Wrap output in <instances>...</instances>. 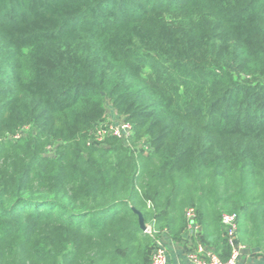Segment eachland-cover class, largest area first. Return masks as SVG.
I'll return each mask as SVG.
<instances>
[{
	"label": "trees",
	"instance_id": "trees-1",
	"mask_svg": "<svg viewBox=\"0 0 264 264\" xmlns=\"http://www.w3.org/2000/svg\"><path fill=\"white\" fill-rule=\"evenodd\" d=\"M107 104L128 146L88 144ZM187 208L264 254V0H0V264H148L133 210Z\"/></svg>",
	"mask_w": 264,
	"mask_h": 264
},
{
	"label": "built area",
	"instance_id": "built-area-1",
	"mask_svg": "<svg viewBox=\"0 0 264 264\" xmlns=\"http://www.w3.org/2000/svg\"><path fill=\"white\" fill-rule=\"evenodd\" d=\"M95 129H98L100 136L104 134L107 135L106 137L108 138H116L125 146L129 145V140L132 136L130 124L120 117L116 119L115 123L103 122L102 124L96 126ZM94 134L95 133L93 132L92 136H94ZM18 137L19 135H16V138ZM91 143L93 142L90 140L88 144ZM133 150L141 152L143 155H148L150 147L144 141H139L136 143ZM184 218L187 223L186 231L188 234L192 236L198 235L200 232V226L196 222V212L194 208L185 209ZM220 227L223 232L226 245L229 249V257L227 260H222L215 253L213 248L202 244L195 251L186 255L187 264H238L243 253L248 249V247L239 239L237 215L228 213L222 214L220 218ZM144 232L152 236L154 240L148 264H168V256L161 236L154 238V232L151 231L150 228H147Z\"/></svg>",
	"mask_w": 264,
	"mask_h": 264
},
{
	"label": "crops",
	"instance_id": "crops-1",
	"mask_svg": "<svg viewBox=\"0 0 264 264\" xmlns=\"http://www.w3.org/2000/svg\"><path fill=\"white\" fill-rule=\"evenodd\" d=\"M118 117L111 106L107 104L105 122L115 123ZM161 238L167 252L168 264H187L186 255L203 244L199 235L192 236L186 229L182 232L179 241H174L165 234H162ZM238 264H264V254L259 249L248 247Z\"/></svg>",
	"mask_w": 264,
	"mask_h": 264
},
{
	"label": "rangeland",
	"instance_id": "rangeland-1",
	"mask_svg": "<svg viewBox=\"0 0 264 264\" xmlns=\"http://www.w3.org/2000/svg\"><path fill=\"white\" fill-rule=\"evenodd\" d=\"M31 132V129L30 128H27V129H25L24 131H23V136H27L29 133ZM95 134H94V136H92V138H91V141L93 142V143H96L97 145H99V146H103L104 145V142H105V140L108 138V137H106L107 135H104V134H102L101 136L99 135V133H98V129H94V131H93ZM13 137V139H17L16 138V136H12ZM45 154H46V156H48V157H52L53 156V151L52 150H48L47 152H45Z\"/></svg>",
	"mask_w": 264,
	"mask_h": 264
},
{
	"label": "water",
	"instance_id": "water-1",
	"mask_svg": "<svg viewBox=\"0 0 264 264\" xmlns=\"http://www.w3.org/2000/svg\"><path fill=\"white\" fill-rule=\"evenodd\" d=\"M133 213L137 216L138 225H139L140 230L143 232L146 231L147 227L144 223V219H143L142 215L136 210H133Z\"/></svg>",
	"mask_w": 264,
	"mask_h": 264
}]
</instances>
